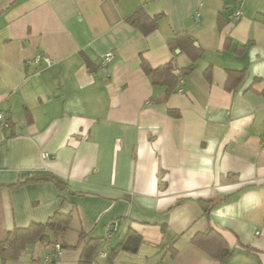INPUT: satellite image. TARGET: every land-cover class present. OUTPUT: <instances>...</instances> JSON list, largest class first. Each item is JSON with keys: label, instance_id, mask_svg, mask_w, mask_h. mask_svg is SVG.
I'll list each match as a JSON object with an SVG mask.
<instances>
[{"label": "crops", "instance_id": "crops-1", "mask_svg": "<svg viewBox=\"0 0 264 264\" xmlns=\"http://www.w3.org/2000/svg\"><path fill=\"white\" fill-rule=\"evenodd\" d=\"M140 8L162 14L148 36L125 21ZM181 32L203 53L168 95L140 63L178 75L190 60L167 41ZM38 54L52 63H28ZM0 113V241L72 214L67 232L0 264H43L54 244L70 247L54 264H78L79 232L102 239L112 221L111 246L128 230L143 243L110 261L100 247L93 264H264V0H0ZM40 174L63 187L16 185ZM209 228L232 250L222 263L191 244Z\"/></svg>", "mask_w": 264, "mask_h": 264}, {"label": "trees", "instance_id": "trees-1", "mask_svg": "<svg viewBox=\"0 0 264 264\" xmlns=\"http://www.w3.org/2000/svg\"><path fill=\"white\" fill-rule=\"evenodd\" d=\"M162 19V14L148 15L143 9H138L125 21L137 28L144 36H148L158 28V23ZM171 50H179L184 53L190 60V64L179 70V74L175 75L176 67L170 61L156 69H153L146 60L142 58L140 67L144 74L149 77L152 85H162L166 87V93H173L178 86L180 78L186 77L196 69L197 62L201 59L202 49L194 46V39L186 32L176 34L167 41ZM245 70H228L224 88L227 91H233L242 81ZM207 81L211 80V68L208 67L203 72ZM171 117H179V112L168 110ZM53 183L62 188L64 183L51 174H40L29 177L23 182L16 185H24L29 183ZM204 214L208 215V204H204ZM72 214L55 212L46 222H33L25 228H15L6 234L4 240L0 241V259L3 262L18 261L21 254L36 243H47L52 237L63 234L70 229ZM79 239L83 241L82 251L78 264H93L96 255L100 252V247H104L108 261L114 259L120 251L128 253H136L143 243L142 237L133 230H128L123 239L114 246H111L105 238H90L84 232H79ZM191 244L210 258L222 263L231 254L232 250L227 245L223 237L216 230L209 228L204 232L195 234L191 239ZM63 249L70 247L62 246Z\"/></svg>", "mask_w": 264, "mask_h": 264}, {"label": "built area", "instance_id": "built-area-1", "mask_svg": "<svg viewBox=\"0 0 264 264\" xmlns=\"http://www.w3.org/2000/svg\"><path fill=\"white\" fill-rule=\"evenodd\" d=\"M242 14H243V12L237 4V7L235 8V10L232 14V18L235 21L239 20L241 18ZM194 18L198 19V15H195ZM112 59H113V53L112 52L106 53L101 59V66L106 67ZM41 62H45L46 64H51L52 59H49L48 57H46L44 55L38 54L34 57V59L32 61H30L28 63H31L35 66H38ZM0 124L2 125V127H7V122L5 121V117L2 113H0ZM263 144H264V142H263ZM43 158L44 159L48 158V156L44 155ZM116 225H117V223L115 221H112L106 226L105 240L107 242L109 241V238L111 237L113 232H115ZM62 250H63V248L61 247L60 244H54L53 250L50 253H48L42 257V263L43 264H54L56 262V260L61 256ZM100 256L104 257L105 254L100 253Z\"/></svg>", "mask_w": 264, "mask_h": 264}, {"label": "water", "instance_id": "water-1", "mask_svg": "<svg viewBox=\"0 0 264 264\" xmlns=\"http://www.w3.org/2000/svg\"><path fill=\"white\" fill-rule=\"evenodd\" d=\"M196 45V44H195Z\"/></svg>", "mask_w": 264, "mask_h": 264}]
</instances>
